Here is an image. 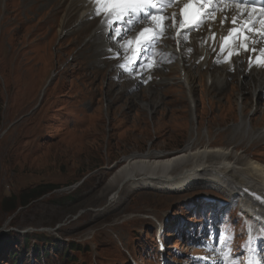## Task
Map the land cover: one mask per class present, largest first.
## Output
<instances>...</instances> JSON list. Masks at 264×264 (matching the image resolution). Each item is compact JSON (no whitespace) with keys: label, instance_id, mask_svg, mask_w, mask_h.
Instances as JSON below:
<instances>
[{"label":"rangeland","instance_id":"obj_1","mask_svg":"<svg viewBox=\"0 0 264 264\" xmlns=\"http://www.w3.org/2000/svg\"><path fill=\"white\" fill-rule=\"evenodd\" d=\"M10 1L13 0H5L3 10L0 0V264H121L123 260H131L127 264H145L143 261L153 259L146 249L154 241L152 232L159 221H190L185 217L183 203L200 196H226L210 186L181 192L126 188L110 201L116 186L108 185L109 178L131 153L151 149L170 154L180 150L191 136L195 137L197 127L198 145L212 139L227 141V129L241 121L237 100L247 93H242L245 90L241 91L235 77L237 84L227 85L225 93L204 94L205 89H198L193 103L192 98L187 99V89L178 81L180 73L174 65L170 69L173 72L162 73L172 83L151 88L150 93L159 95L168 89L161 100H154L153 119L147 111L154 103L150 99L153 94L142 92L139 104L130 98V102L123 101L109 85L105 95L110 101L122 103L111 105L108 121L104 82L99 92L90 87L85 91L78 65L57 45L58 35L53 33L47 44H40L44 34L29 39L31 29L20 27L26 23L24 19H29L28 25L33 23L31 18L38 14L43 15L40 21L45 16V24L54 22L60 14L61 30L78 25L77 17H68L73 1L24 0L16 8ZM31 7L34 15L29 11ZM6 10L16 11L17 17L22 14V21L9 24ZM94 24L82 30L76 25L66 32L72 39L71 46L81 45L77 52L80 70L93 67L83 74L86 83L98 76L89 52L82 50L94 33ZM13 26L20 28L14 30ZM35 26L31 36L41 30L40 24ZM62 64L68 65L60 72ZM193 71L192 75H199ZM207 76L209 73H200L202 81L194 79V89L200 82L207 87ZM89 102L93 103L91 107ZM257 104L260 110L254 112L253 104L248 108L253 113L243 118L251 129L248 118L253 119L255 131L264 128V103ZM252 152L263 160L264 141L251 146L248 154ZM39 185L53 187L24 206L17 200L16 210H5L4 199L18 197ZM231 216L235 218L232 212ZM171 236L168 244H177ZM70 243L79 248L65 254ZM42 248L46 249L42 252Z\"/></svg>","mask_w":264,"mask_h":264},{"label":"bare ground","instance_id":"obj_2","mask_svg":"<svg viewBox=\"0 0 264 264\" xmlns=\"http://www.w3.org/2000/svg\"><path fill=\"white\" fill-rule=\"evenodd\" d=\"M72 1L70 6L68 5L69 19L77 17L78 25H76L79 26L77 29L82 30L84 27H90L94 20L89 22L86 20L88 11L87 6H84L82 2L77 4L75 0ZM32 5H34V3ZM31 8H29L31 9L29 11L34 15V8ZM6 12L9 15V24L14 23V21L17 20L16 11L6 10ZM7 13H5L6 16H8ZM52 15V11L49 12V16L52 17ZM31 19L34 21L33 18ZM24 20L26 23L29 22V19ZM94 23V33L92 36L90 35L91 37H89L88 42L84 44L82 49L83 53L89 52V59L93 66L98 63V52L96 49L99 47V28L96 22ZM62 31L63 30H60L61 34L63 33ZM207 52V49L202 47L197 51L194 60L203 57L200 67L204 66V59H206ZM175 65L180 73L178 81L183 83V86L187 89V96L190 99L194 94V79L196 77L192 75V70H197L198 67L183 70L179 60ZM260 74L262 75V73L246 74L243 75L242 80H240L241 73L235 75L241 91L245 90V92L242 93H247V95L243 97L241 95V98L237 100H240L238 109L241 121L233 128L227 129V133L229 134L227 141L223 142L222 140L219 141V139H212L207 140L203 145H198L200 130L197 127L195 129V137L191 136L187 143L176 152L170 154L162 151L144 153L134 152L127 157L124 156L125 158L122 164L109 178L108 185L116 186V190L111 195L110 201H114L117 197V193L126 188L130 190L147 188L162 192H181L192 187L210 186L219 190L221 194L226 196L225 198L237 200L239 204H243L248 213H251V210H258L259 214L264 215V203L260 201L261 199L264 201V159L260 160L259 157H256L257 154L253 152L251 155L248 154L251 146L254 147L264 141V133L261 129L258 131L254 130L255 124L252 122V118H248V120L251 122L250 124L253 129L248 128L245 123L246 121L243 119H247L249 116L248 108L249 106L252 108L254 104L253 98L264 93V80ZM228 76L229 75L224 73L223 70L221 71L219 69L213 70L212 73L209 72V76H207L206 80L207 82L211 80V82L208 89L202 90L203 93L207 94V91L208 94L211 91H215L218 94L225 93L224 90L226 86L224 87V83H226ZM158 84H166L165 79H162ZM146 89L148 91L145 93L148 95L151 94L149 88ZM120 92L123 93V91ZM133 97L135 99L136 95H133ZM209 97L210 96H208V98ZM157 98L158 97L155 98V96L152 95L150 99L154 101L157 100ZM215 99L218 100L217 98ZM155 102L156 101H154L151 106V110L156 106ZM143 107L146 108V106ZM254 110V112L260 110L258 104H255ZM153 113H155V111ZM213 144L216 146H213ZM241 194L247 195V197H243ZM262 221H264V218Z\"/></svg>","mask_w":264,"mask_h":264},{"label":"snow or ice","instance_id":"obj_3","mask_svg":"<svg viewBox=\"0 0 264 264\" xmlns=\"http://www.w3.org/2000/svg\"><path fill=\"white\" fill-rule=\"evenodd\" d=\"M157 0H96V3H105L108 5V8L105 10L106 15H111L112 13H115L117 19H123L124 17H129L127 23L131 25L133 23V17L135 18H146L150 17L157 26L162 27L163 20L166 19L165 17H162L157 14L158 9H156L155 4ZM165 2H170V0H165ZM199 2H204V0H199ZM237 3H255V0H235ZM197 3V0H189V4L182 11V15L184 17V21L188 25H195L199 26L202 22V16L200 15L199 9L195 7V4ZM148 6H151L153 11H148ZM262 11H264V8H262ZM101 10L97 9V14L99 15ZM143 14V17L140 16V14ZM112 23H115L113 21ZM236 23V19L233 18V24ZM128 29H121L120 27H117L115 29V38H120L122 32H126ZM243 27L242 28H233L231 30V33L228 37H224V44L221 46L222 51L223 48L228 44V42L233 38V34L239 35L242 34ZM156 38V33L154 29H148L145 28L140 31V33L136 36L135 40H129L127 43L129 46L135 45V51L137 55L140 51H143L148 48L149 44L152 40ZM246 39V37H245ZM245 48L247 45H243ZM231 55V53L229 54ZM257 63H264V57H257L256 58ZM251 63V61H250Z\"/></svg>","mask_w":264,"mask_h":264},{"label":"trees","instance_id":"obj_4","mask_svg":"<svg viewBox=\"0 0 264 264\" xmlns=\"http://www.w3.org/2000/svg\"><path fill=\"white\" fill-rule=\"evenodd\" d=\"M53 186H47V187H41L36 186L33 189H31L28 192H23L20 195H18V197L16 196H10L7 199H4L3 202L5 203V210L7 211H13L16 210L17 208V200L19 201V203L21 205H26L29 201L34 200L38 197H40L41 195H43L44 193H46L49 189H51ZM24 241H26V239H24ZM68 250H66L65 254L72 250L75 251L79 248L78 245H75L73 243H70L68 246ZM41 249V248H40ZM44 249L46 248H42V252L44 251ZM57 251H59V249H56ZM40 251V250H39Z\"/></svg>","mask_w":264,"mask_h":264}]
</instances>
